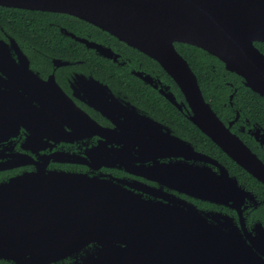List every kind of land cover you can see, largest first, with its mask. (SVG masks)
<instances>
[{"label": "flooded vegetation", "instance_id": "obj_1", "mask_svg": "<svg viewBox=\"0 0 264 264\" xmlns=\"http://www.w3.org/2000/svg\"><path fill=\"white\" fill-rule=\"evenodd\" d=\"M36 35L47 37L45 49L31 43L29 37ZM0 42V185L42 171L82 174L111 180L145 200L184 201L219 212L240 225L236 209L148 177L178 180L184 166L218 174L225 168L249 194L242 213L246 228L264 227L256 214L264 207V182L192 121L190 104L159 62L80 18L3 5ZM180 45L189 46L188 58ZM254 45L264 54V42ZM175 48L220 121L264 164V97L206 50L179 42ZM23 55L28 63L20 60ZM122 148L129 149L127 168L112 164V151ZM220 152L239 167L237 172ZM142 166L147 168L138 169ZM94 253L90 244L50 264H82Z\"/></svg>", "mask_w": 264, "mask_h": 264}, {"label": "water", "instance_id": "obj_2", "mask_svg": "<svg viewBox=\"0 0 264 264\" xmlns=\"http://www.w3.org/2000/svg\"><path fill=\"white\" fill-rule=\"evenodd\" d=\"M0 5L69 14L159 62L190 104L192 121L264 182V164L220 121L175 48L179 42L206 50L264 97V54L254 45L264 42V0H0ZM20 60L28 63L24 55ZM112 154V164L130 165L128 148ZM184 168L178 180L148 177L236 209L240 225L188 202L145 200L111 180L42 171L0 185V260L50 264L93 244L97 255L82 264H264V227L248 231L242 217L249 194L225 168L220 174L208 167Z\"/></svg>", "mask_w": 264, "mask_h": 264}, {"label": "trees", "instance_id": "obj_3", "mask_svg": "<svg viewBox=\"0 0 264 264\" xmlns=\"http://www.w3.org/2000/svg\"><path fill=\"white\" fill-rule=\"evenodd\" d=\"M31 39V43L36 45L39 48H46L47 47V37L43 36V35H36V36H32L29 37ZM180 49L181 51L184 53V55L188 58V56L190 55L189 53V46L186 45H180ZM219 151V150H218ZM221 153V152H220ZM222 154V153H221ZM223 155V159L230 165H232V168L236 171L237 168H239L238 166H236L230 159H228L224 154ZM231 168V169H232ZM241 171V170H240ZM237 172V171H236ZM257 216L260 217L261 219H264V207L261 208L260 210H258L256 212Z\"/></svg>", "mask_w": 264, "mask_h": 264}]
</instances>
